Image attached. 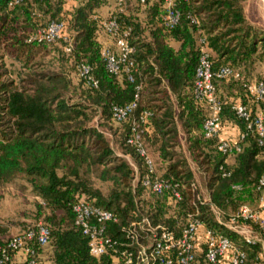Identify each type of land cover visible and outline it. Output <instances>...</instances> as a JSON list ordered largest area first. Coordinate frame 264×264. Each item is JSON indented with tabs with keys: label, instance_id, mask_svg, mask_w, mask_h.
<instances>
[{
	"label": "trees",
	"instance_id": "obj_1",
	"mask_svg": "<svg viewBox=\"0 0 264 264\" xmlns=\"http://www.w3.org/2000/svg\"><path fill=\"white\" fill-rule=\"evenodd\" d=\"M68 1L26 0L10 6V0H0V191L5 185L23 181L41 200L37 216L49 211L44 223L51 233L49 260L47 247L37 249L43 263L118 264L110 255L95 258L90 254L88 239L77 227L72 210L80 199L117 217L118 224L112 228L115 236L120 227L143 218L180 234L186 215L193 210L189 191L196 184L188 159L172 151L180 142L181 130L192 161L206 177L211 201L226 215L243 205L257 207V187L264 175V151L258 146L257 136L247 135L240 142V153L223 155L218 150L219 135L205 137L203 125L209 110L193 93L200 38L206 41L215 71L230 67L241 73L240 69L256 59L264 61V29L247 17L243 7L246 0H174L181 13L174 29L163 26L165 0H147L144 4L135 0L148 12L146 25L135 15L112 16L119 21L121 32L130 29L129 42L135 50L131 72L134 83L129 82L126 71L111 74L101 56L104 45L100 35H109L98 10L108 0H74L67 9ZM126 3L117 2L121 7ZM53 21L64 23L70 51L63 39L30 41ZM110 38L115 44L116 39ZM172 41L179 43L178 49ZM49 55L68 63L78 74L81 65H89L98 86L88 85L80 75L74 82L72 69L41 71L43 65L36 62ZM5 59L18 62L26 73L19 83L5 79ZM223 84H228L231 92L226 100L219 96ZM247 84L251 83L243 76L241 80H215L223 105L220 126L225 121L235 125L240 131L236 142L247 131L233 107L242 104L253 113H264V102H254ZM155 92L162 95L161 105L150 100ZM137 94V109L125 122L117 123L113 109L132 103ZM95 116L100 123L91 125ZM106 124L119 128L118 154L108 138ZM130 139L142 143L155 164V174H149L145 158L136 145L129 144ZM149 144L159 146L158 157L165 166L160 175ZM229 157H233L231 165L227 163ZM94 172H98L99 180L112 183L108 196L94 188ZM148 176L167 183L170 188L164 191H182V201L173 203L169 194L158 197L151 193L143 184ZM233 186H240V192ZM202 214L208 227L228 236L245 251L244 264H264L260 244H244L236 233L218 224L209 207H203ZM1 232L0 245L7 239ZM194 264L207 263L199 255Z\"/></svg>",
	"mask_w": 264,
	"mask_h": 264
},
{
	"label": "built area",
	"instance_id": "obj_2",
	"mask_svg": "<svg viewBox=\"0 0 264 264\" xmlns=\"http://www.w3.org/2000/svg\"><path fill=\"white\" fill-rule=\"evenodd\" d=\"M26 0H10V6H16ZM144 4L147 0H138ZM124 4L126 0H117ZM165 15L163 26L167 29L176 28L181 20V13L176 8L174 0H165ZM105 32L116 39L115 49L103 47L101 56L106 69L113 75L123 71L128 73V80L134 83L132 69L135 61L132 55L135 50L129 42L130 29L121 32V25L116 18L102 22ZM65 25L62 22H51L46 28L39 29L30 41L54 42L63 39L69 43L67 51L71 50V42L65 36ZM200 56L198 59L193 93L195 99L204 104L209 110V117L205 120L203 129L207 139L219 135L223 105L217 95L215 80H241L242 75L230 67H221L217 71L206 50V41L199 39ZM136 71V69H135ZM79 75L88 85L97 87L98 82L92 75V68L83 64L79 68ZM255 103L264 102V73L262 80L245 85ZM141 87H138V92ZM139 95L126 105L113 109L117 123L125 122L137 109ZM238 118L246 124L247 133L240 137L239 142L221 140L218 150L227 156L242 151L240 142L249 134L257 136L258 146L264 151V113L256 112L242 104L233 107ZM136 130V129H134ZM129 144L136 145L142 157L145 158L149 174L156 172L153 160L148 156L142 143L130 139ZM226 176V174H224ZM144 186L151 189V193L158 197L169 194L173 203L182 201V191H164L169 185L160 179L151 180L146 177ZM193 210L186 215V224L180 234H176L164 225H155L150 219L143 218L132 221L119 228V235L112 233V228L118 224L117 217L110 211L97 208L83 199L73 205L75 223L83 236L88 239L89 252L95 258L110 255L118 264H194L199 255H203L207 264H244L245 251L235 242L219 232L208 227L202 219V208L209 207L218 224L241 237L247 245L260 244L264 251V175L257 187L258 206L252 208L241 206L235 213L226 215L210 198L198 190L197 184H192ZM235 192H240V186H233ZM227 216V219H224ZM50 230L44 223H37L16 234L8 236L4 244L0 245V264H44L37 249H44L50 243Z\"/></svg>",
	"mask_w": 264,
	"mask_h": 264
},
{
	"label": "rangeland",
	"instance_id": "obj_3",
	"mask_svg": "<svg viewBox=\"0 0 264 264\" xmlns=\"http://www.w3.org/2000/svg\"><path fill=\"white\" fill-rule=\"evenodd\" d=\"M70 2L74 3V0H69ZM244 11L249 18V20L255 25L260 28L264 29V0H246L243 3ZM145 7H141L137 4L135 0H127L126 5L119 6L116 0H108L106 5L101 7L98 10V16L101 21H105L110 19L112 16H133L135 15L138 17L140 21L145 22L148 18V12L145 10ZM101 38L105 39V41L112 42V39L101 33ZM207 50V49H206ZM208 53H210L207 50ZM36 63H40L43 66L41 67V71H59L63 68L65 69H72L68 63L58 60L57 57L52 55L40 57ZM73 70V69H72ZM241 74L244 80L248 83H255L259 81L264 72V61L255 60L247 68L240 69ZM3 73H6L5 79L13 80L16 83H19L22 76H25V72L22 70L21 65L18 62L5 59L4 61V68L2 69ZM71 77L74 82H78L79 74L78 71L73 70L71 71ZM156 91V90H155ZM231 94L229 90L228 84H223L219 87V96L223 99H227V95ZM161 94L155 92L153 96L150 97L153 104L161 105L159 99H161ZM253 109L256 110L254 105L251 106ZM226 122V121H225ZM223 123L222 133L224 138H231L232 137V125L226 122ZM100 121H98V117L95 116L91 122V125H98ZM107 125V124H106ZM105 130L110 133L108 138L113 145L116 153L118 154L119 145L118 141H120V134H118V126H110L107 125ZM115 131V133H114ZM229 138V139H230ZM159 146L154 147L149 144V151L151 155L155 158L157 163V170L159 175L163 173L164 164L161 162L160 158L158 157V149ZM172 151H174L177 155L182 157H186L188 162L195 173L196 176V183L201 185L204 189L206 186V177L202 170L198 168V166L192 161L188 150L187 144L185 140L184 132L181 130L180 134V142L173 146ZM98 172H94L91 176V182L95 189L100 190V192L104 196H108L110 190L112 189L111 182H105L98 179ZM203 194V191H201ZM41 203V200L37 198L32 191L29 190L28 186L23 182L20 181L14 185H5L2 187L0 191V232L2 233L1 236L8 237L13 234L18 233L19 231L36 225L37 223H45V216L49 214V211L43 210L42 215L39 217L38 214V204ZM253 208L256 206L252 205ZM51 250L47 247L46 250V259L49 260L51 257Z\"/></svg>",
	"mask_w": 264,
	"mask_h": 264
},
{
	"label": "crops",
	"instance_id": "obj_4",
	"mask_svg": "<svg viewBox=\"0 0 264 264\" xmlns=\"http://www.w3.org/2000/svg\"><path fill=\"white\" fill-rule=\"evenodd\" d=\"M74 5V3H72V2H70V1H68V3H67V5H66V8L67 9H70L72 6ZM99 40L102 42V44L104 45V47H110V48H112L113 47V49H115V44L114 43H112V42H107V41H105V39H103V38H99ZM171 45L174 47V48H176V49H178V47H179V43H177V42H175V41H172L171 42ZM230 125H232V124H230ZM232 127H233V129H232V137L229 139V138H224V137H222L223 136V133H222V128H223V126H220V130H219V138L221 139V140H225V141H230V142H236L237 140H238V138H239V135H240V131H239V129L235 126V125H232ZM227 163L228 164H233V157H229L228 159H227ZM195 178H196V176H195ZM197 184V186H198V189H199V191H203V195H205V196H208V190H207V188L205 187L204 189L201 187V185H199L198 183H196ZM262 251H263V249H262ZM262 257L264 258V251L262 252ZM221 264H227L226 263V261H224L223 263H221Z\"/></svg>",
	"mask_w": 264,
	"mask_h": 264
}]
</instances>
